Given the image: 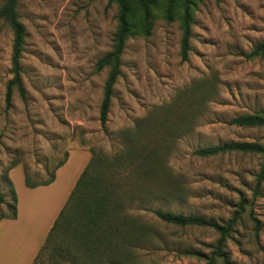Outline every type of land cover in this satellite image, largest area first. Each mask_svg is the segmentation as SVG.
I'll use <instances>...</instances> for the list:
<instances>
[{"label":"rangeland","instance_id":"374dc122","mask_svg":"<svg viewBox=\"0 0 264 264\" xmlns=\"http://www.w3.org/2000/svg\"><path fill=\"white\" fill-rule=\"evenodd\" d=\"M16 11L25 34L19 60L24 98L13 88L7 109L12 32L0 19L1 211L11 212L6 174L16 193L24 186L23 170L32 183H43L67 157L57 182L63 185L77 179L91 150L112 160L124 155L133 139L134 146H147L163 168H154L147 178L139 172L115 176L126 198L123 207L154 228L132 246L127 264H205L217 232L167 225L156 221L151 210L222 224L242 200L248 205L225 243L227 260L215 264H264V184L261 196L252 199L262 157L194 155L196 149L228 142L264 143V127L230 124L243 114H264V57L247 58L264 42V0H193L185 61L178 7L173 6L170 20L153 8L149 36L133 35L124 43L104 128L99 109L109 68L97 70L96 62L112 49L115 5L107 0H17ZM140 120L148 123L149 136L134 135ZM159 191L171 194L163 199L150 195ZM47 205L45 221L56 211V203ZM103 260L78 255L59 264ZM33 264H54V257L43 251Z\"/></svg>","mask_w":264,"mask_h":264},{"label":"trees","instance_id":"16d2710c","mask_svg":"<svg viewBox=\"0 0 264 264\" xmlns=\"http://www.w3.org/2000/svg\"><path fill=\"white\" fill-rule=\"evenodd\" d=\"M107 2L108 4H114L116 7L117 25L113 35L112 49L96 62L97 70L105 67L109 68L99 109V122L102 128H104L107 121L112 88L120 73V57L125 41L133 35L149 36L151 10L153 8L162 11L164 17L170 20L173 6H176L179 9L182 31L180 56L181 60L185 61L189 50L190 26L192 23L191 7L193 4V0H107ZM16 4L17 0H3L0 7V19L9 26L12 32L10 58L12 78L8 82L5 92L6 109L10 106L13 88L16 89L21 98H24L19 60L25 34L24 26L19 21ZM256 57H264V42L255 45L247 55L249 59ZM230 124L241 128L264 127V114H243L233 118ZM150 132L151 129L145 120H140L134 129L136 137L149 136ZM129 142L132 143V146L126 149L125 154L116 155L112 160L96 154L92 150L90 151L91 157L88 163L80 173L32 264L43 251L49 252L54 257V264L62 263L69 257L76 260L78 255L84 257L98 256L100 260L104 259L101 262L102 264H127L134 245L149 237L154 229L153 225L147 223L143 225V222L123 207L126 198H124L121 192L122 186L115 176L139 172L140 176L147 178L153 174L154 168L162 169L163 167L159 160L152 159L151 151L147 146H134L133 139ZM233 152L255 154L262 157L252 190V199L261 196L260 187L264 184V143L228 142L196 149L194 155L205 158ZM125 156L131 162L129 160L124 162ZM133 157H135V160H133ZM66 159L67 157L55 167L50 178L43 183H32L24 173L26 187L34 188L53 182L55 171L65 163ZM14 166L10 167L8 171ZM110 176L112 177L109 180ZM5 178L9 183L11 194V203L7 205V207H10L11 212L5 214L1 211L4 199L0 194V220L16 217V195L7 174ZM170 194V192L159 191L158 195H150L163 199L169 198ZM140 199H146V196ZM245 205H248L247 201L242 200L239 210L235 211L232 217L222 224L209 221L203 216L167 212L158 208L152 209L151 212L156 221L167 225L214 229L218 234V239L211 256L205 264H215L219 259L226 262L227 259L223 249L226 241L230 238L233 227L240 219ZM253 221L257 224L254 219Z\"/></svg>","mask_w":264,"mask_h":264},{"label":"crops","instance_id":"0c3cea01","mask_svg":"<svg viewBox=\"0 0 264 264\" xmlns=\"http://www.w3.org/2000/svg\"><path fill=\"white\" fill-rule=\"evenodd\" d=\"M63 165L55 171L53 182L34 188L26 187L23 170L24 186L17 189L15 193L16 217L0 220V264H32L34 261L80 175L76 176L77 179L71 180L70 178L68 183L58 186L59 174L65 167ZM9 172L10 170L8 174ZM50 196L52 197L51 202ZM54 203H56V211L52 218L50 216L45 221L44 208L49 207L47 204L51 206Z\"/></svg>","mask_w":264,"mask_h":264}]
</instances>
